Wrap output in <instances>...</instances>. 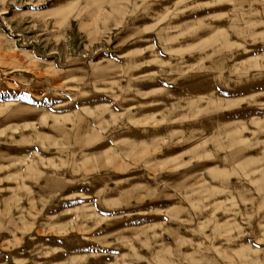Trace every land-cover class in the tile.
I'll use <instances>...</instances> for the list:
<instances>
[{
	"label": "rangeland",
	"instance_id": "rangeland-1",
	"mask_svg": "<svg viewBox=\"0 0 264 264\" xmlns=\"http://www.w3.org/2000/svg\"><path fill=\"white\" fill-rule=\"evenodd\" d=\"M0 264H264V0H0Z\"/></svg>",
	"mask_w": 264,
	"mask_h": 264
}]
</instances>
